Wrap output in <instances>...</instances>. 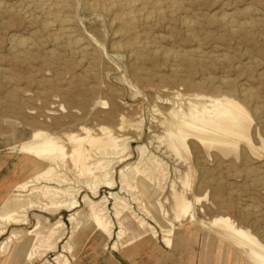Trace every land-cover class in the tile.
I'll return each instance as SVG.
<instances>
[{
    "label": "rangeland",
    "instance_id": "obj_1",
    "mask_svg": "<svg viewBox=\"0 0 264 264\" xmlns=\"http://www.w3.org/2000/svg\"><path fill=\"white\" fill-rule=\"evenodd\" d=\"M0 1L4 5V8H0V213L23 209L24 214L21 215H26L27 218L23 224L10 222L7 231L0 237V244L12 233H17L18 239L16 238L15 243L13 241L11 245L13 249L28 237L26 233L35 227L36 222L40 221L42 227L48 228L61 218L67 226L65 238L54 250L47 253L44 247H41L43 249H39L38 256L30 263L42 264L48 263L49 260L56 264L54 257L62 252L71 234L72 225L68 218L72 213L85 208L84 195L89 194L92 199L98 200L108 195L110 191H119L129 200L133 209L159 231L158 238L148 235L129 246L119 247L118 250L132 248L128 258L133 261L138 259L144 264H202V261H206V264H253L240 252L233 239L222 234L210 222L217 217H228L235 226L250 231L264 243V111L257 116L252 109L254 105H260L264 109V0H180V6L183 7H180L178 16L167 15L157 23L155 21L142 23L139 29L145 31L146 36L149 34L150 39L154 37L155 42L162 47L202 51L203 66L192 70L183 63L178 64L179 69L176 73L179 79L177 77L175 81L169 78L174 75L171 71L173 63L160 58L140 62L142 65L139 70L145 80L138 81L136 78L138 65L135 64L137 62L130 56L128 50L115 46L117 42L126 39L120 40L121 36L115 33L111 15L100 9L89 8L85 5V0H76V5H68L61 13L67 20L64 26L77 36L81 46L87 49L83 54L75 46L72 48L78 52L70 50L71 47L64 41L53 40V30L44 27L47 15L32 2ZM247 8L252 10L251 14L243 15ZM222 13L233 14L240 22L245 19L255 20L252 35L248 36L243 30L237 32L228 30L220 23L219 16ZM239 14L241 19L238 18ZM182 19L195 22L194 37L187 31ZM12 36L27 38L31 44V48L26 49L28 52L26 50H21L22 52L19 50L21 53L11 52L9 42ZM188 77L194 82H203L205 78L210 81L198 89L184 83ZM225 79L229 80L227 84L223 83ZM93 85L98 88L95 93L89 89ZM67 87L70 90H66ZM242 87L253 90L259 103L251 105L241 101L238 89ZM225 95L241 101L248 108L253 121L250 129L253 149L242 139L238 140L237 148L232 150L229 148L231 152L226 146H214L208 151L206 150L208 148L196 139L187 141L189 150H182L181 155L175 153L171 146V149L169 148L168 132L172 115L180 117L181 114H189L195 105L202 107L205 104L210 107L216 97L221 98ZM112 105H116L115 119H109L107 116ZM82 126L89 127L88 129L98 136H103L99 127L107 126L114 131L113 134L121 141L120 143L124 142L127 145L121 155L114 154V150L109 148L99 151L94 148L93 152L91 151L92 159L100 162V165L105 163L104 161L113 162L110 165L114 180L112 189L102 186L98 195H94L84 182L91 177L84 175L80 177L68 157L64 162L59 161L58 165L53 164L55 166L53 167L60 172L61 177L70 179L67 183L71 182L70 185L78 190L77 199L81 205L77 209L73 211L56 207L47 209L50 200L40 190H32L33 186L40 188L42 184H46L44 180L39 181L40 184L33 182L25 188L14 189L16 184L25 181L42 167L37 165L38 159L17 151L20 142L30 138L35 131L42 130L59 136L69 151L71 142L67 135L70 133L85 135ZM140 145L146 146L148 153L158 156L167 163V178L163 180L158 176L153 182L139 179L132 182L133 188L129 191L121 190L120 170L138 161L137 147ZM97 171L96 175L100 174L99 170ZM204 173H207L206 176ZM186 176H189L188 186L182 182L186 181ZM173 190L184 192L188 199H191L195 216L193 222L183 221L179 231L187 234L184 243L188 245L178 244L174 254L162 241V232L156 221L145 213V210L149 209L147 198L152 202L158 199L157 206L162 210V215L176 226H180L181 223L176 219L173 208ZM196 196L203 198L201 197L198 202ZM113 203L114 200L110 199L108 210L115 225L114 230L117 231L119 218L114 214ZM120 221L130 229L129 237L133 232L147 230L139 228L134 215L128 209ZM114 238L108 239L99 230L92 232L91 228L80 230L78 235L70 240L68 244L70 249L64 252L67 264H77L81 259H88L90 253H99L100 244L105 240L104 247L108 248ZM7 256L8 253L2 256L0 264ZM164 260L169 261L165 263ZM3 264L19 262L6 261Z\"/></svg>",
    "mask_w": 264,
    "mask_h": 264
},
{
    "label": "bare ground",
    "instance_id": "obj_2",
    "mask_svg": "<svg viewBox=\"0 0 264 264\" xmlns=\"http://www.w3.org/2000/svg\"><path fill=\"white\" fill-rule=\"evenodd\" d=\"M28 1L32 2V4H34L37 8H40V10H42L47 15V18L44 20V27L48 30H53V34H52L53 40L64 41V43H66L68 47H71L70 50L71 49H73L74 51L78 50L82 54L87 52V49H85V46L84 47L81 46L80 39L77 36H75L67 27L64 26V23L65 21L67 22V20L61 14L62 11L68 5H73V6L76 5L75 3L76 0H28ZM84 3L91 9H100V10L107 12L109 15H111L112 24L115 27V33L118 36H121V38H119L120 40L123 38L126 39L125 41L123 40V42H117L115 46H119V48L123 47L126 50H128L129 52L128 51L127 52L130 53V56L137 62L135 63L133 60V62L136 65H138L137 73H136V78L138 81L145 80V77L142 76L143 73L140 71L141 65H142V64L140 65V62L142 63L143 60L145 61L146 59L155 60L156 58H160L161 60L165 62H169V63L172 62L173 64L171 67V71L174 72V75L169 77L170 80L172 81H175L178 77L177 76L178 74L176 73L178 72L177 70L179 69L177 68L178 64L180 65L183 63L184 66L187 65L186 67H188V69L191 67L192 70L193 69L195 70V68L199 66H203L202 64L204 63L202 62H203L204 57L202 59V55H203L202 51L193 50L197 53L196 54V53H193L192 50H180V49H175L173 47L171 48L162 47L160 46V44L158 45L155 42L156 40L154 39V37L153 39H150V37H148L149 34L146 36V32L139 29L142 23H145V22L150 23V21H155L157 23L160 19L163 20V18H165L164 16H167V15H170L171 17L178 16V14L180 13L179 10L181 7L180 0H85ZM3 6L4 5L0 1V8ZM30 8L31 7H29V9ZM251 11H252L251 9L247 8L243 12V15H248V14L250 15ZM19 12L21 11L19 10ZM241 14H239L240 16H238V18L241 17ZM219 17H220V23L223 24L228 30L233 31V32L243 30L248 36L252 35L251 33L253 31V28L255 27V20L245 19L244 21L240 22L239 20L237 21V17L235 15L228 14V13H224V14L222 13V15H220ZM182 23L184 24L185 28L190 33V35L194 37L195 22L191 20L182 19ZM161 37H163V35ZM9 43H10L11 52L13 51V53H15L14 51L19 52V50L21 51V50H26L28 48H31L30 47L31 44L29 43L28 39L21 37V36L19 37L12 36ZM73 46H75L77 50L72 48ZM26 51L28 52V50ZM32 58L34 57L32 56ZM151 71L153 72V69H151ZM140 72L142 73V75ZM185 72H188V71H185ZM89 73L87 75H89ZM226 80L227 79L223 80V83L227 84L229 80L228 81ZM209 81H208V78H205L203 82L202 81L194 82L188 77V78H185L184 83L189 86H193L195 88L201 89L202 87H204L206 83H209ZM67 88L68 89L66 90H70L69 87ZM60 89H59V93L61 92ZM89 89L93 91V93H95V91L98 88L97 86L93 85ZM238 90L242 98L241 101L247 102L249 104L255 103V102L257 103V100H256L257 95H255L256 93H254L253 90H251L248 87H242ZM61 96H63V94ZM217 98L218 97H216V99L213 100L210 107L206 106L205 104L202 105V107L193 105L194 108L189 112V114H183V115L181 114L180 117H174L172 115L170 117L171 118L170 132H168L169 133L168 139H169V144H170L168 145L169 148L171 146L173 148V151H175V153H177L178 155H181L182 150H186V151L189 150L187 141L190 139H196L200 141L204 147L208 148L206 149L208 151H210L209 148L214 147V146H220V147L226 146L229 152H231L233 148L238 147V140L240 139L246 140L247 143L250 146H252V141L250 137V134H251L250 129H251V125L253 121H252V117L246 105L242 103L241 101H238L232 98V96H228V95L227 96L225 95L224 97H221L218 99ZM67 100L69 101V99ZM69 103H72V102L69 101ZM251 105H254V104H251ZM252 109L257 116L260 115L261 113L263 114V111H264V109L260 105H254ZM115 111H116V105H112V108L107 114L109 119L114 118ZM81 128H83V130L85 131V135H81L82 133L81 134L70 133L67 135L68 140L71 142L70 149L68 148L69 151H67L64 144L60 141L59 136H54L53 134L46 132V131H42V130L35 131L34 134L30 138L20 142L17 145V151L23 153L24 155L32 156L34 159H38L39 162H37V165L42 166V167L38 171L33 172V174L30 177H28L25 181L16 184L14 186V189L25 188L28 186L29 183H33V182L39 183V181L44 180L46 181V184H42L40 188L33 186L32 190L33 189H37L38 191L40 190L41 193L50 200V205H48L47 209H49L50 207L64 208L65 210H68V211H73L77 209L81 205L80 201L77 199L78 190L70 185L71 182L70 184H68L69 183L68 181L70 179L68 178L69 180H67L66 178H63L64 176L61 177L60 172L58 173L57 170L54 168L55 166L53 165V164L58 165L59 161H62V162L66 161L67 159L66 157H68L71 163H73L74 167L79 172L78 174H80V177L81 175L91 177L90 179L88 178L84 182L85 184H87L88 188L94 195H98L100 188L102 186L112 189V187L114 186V180L112 179V174L110 170L111 169L110 165L112 161H104L105 163L103 164L105 165L103 164L100 165V162L92 159L91 151L93 152L94 148L97 149L98 151L106 150L109 148V149L114 150L113 152L114 154H120L121 152H124V150L127 148V145L124 142L120 143L121 141L118 140L116 136H114L113 134L114 131L112 132V130L107 126L99 127V131L102 133L103 136H98V134L95 132H94L95 134L92 133V130L88 129L89 127L85 128L82 126ZM253 148L254 147L252 146L251 149ZM137 149L139 151L138 161L128 164L120 170L119 179L121 183V190L125 189L129 191L131 188H133L132 182L133 181L136 182L137 180L139 181V179L153 182V180L158 178V176L159 178L162 177L163 180L167 178V174H168L167 163H164L163 160L159 158L158 156L148 153V150L146 149V146L144 145L138 146ZM220 149L221 148H219V150ZM228 150L226 151V148H225L226 152H228ZM62 162H60V164ZM97 170H99L100 172V174L98 175H96ZM205 174L207 173H204V175ZM186 177H185L186 181L185 182L182 181V182L184 183L183 185L188 186L189 176H186ZM201 181H205V180H201ZM209 181L211 182L212 180H209ZM52 183H55L56 185L53 186ZM135 187H137V185ZM150 192H153V191H150ZM173 193H174L173 208L175 211L176 219L181 223L180 226H176L172 221L168 220L164 215H162V210L158 209V206H157L159 203L157 201L158 199L155 200L154 198L151 197L152 199H154L153 201L154 203H153L152 201L148 200L147 198L148 196H147L146 198L149 204V209L145 210L146 215L150 216L154 221H156L157 225L160 227L161 232H162V236H161L162 241L165 242L167 248L172 250L171 252L172 254H174L176 246L178 244H182L186 242L187 234L184 235L185 234L184 231H179L181 226H183V221L185 220L188 222H193L195 220V216L193 213L194 206H193V202L191 201V199H188V197L185 195L184 192L179 193V191L178 192L174 191ZM158 195L160 194L158 193ZM154 196H156V198L158 197L157 195H154ZM201 197L196 196V200L199 202L201 200ZM92 198L89 194H85L83 197L85 208L75 213H72L70 217L68 218L72 225L71 234L69 236V239L66 241V244L63 246L62 252L58 253L54 257V261L56 264H67L68 263L64 252L70 249V246L68 245L70 244V240L72 241L74 237L76 236V234L78 235L80 230L85 229V228H91L92 232L99 230L102 234L107 236L108 239H112V237L114 238L115 236L110 246L112 250H118L119 247L123 248L125 246H129V244H132L136 241L138 242V240L148 235H150L152 238L159 237V231L156 229V227L152 225L148 220H146L145 217L140 216V214L136 212L135 209H133V206H131L129 200L125 196L121 195L119 191H110L108 195L102 196L98 200H94ZM110 199L114 200L112 207H113L115 216L119 218V221H118L119 230L117 231L114 230L115 225H114L113 219L109 215L110 211L108 210V204L110 202ZM127 209L130 210V212L134 215V220L138 224L139 228L144 229V230L147 228L145 232L141 231L139 235L129 237L130 236L129 234L131 232L130 229L120 221V218L124 215ZM21 213H23V209H12L5 213H0V237L7 231L6 229L10 222H13L15 224H23L26 222L27 220L26 215H23L24 214L23 213L22 214L23 216H22ZM210 223L211 225L218 228L222 232V234L227 235L231 239H233V241L237 245L240 252L244 253L249 258V260L253 262V264L254 263L264 264V243L256 235H254L250 231H247L241 227L235 226L234 223H232V221L228 217H217L216 219L212 220ZM66 233H67V226H66V223L61 218H59L54 223H52L50 227L48 228L42 227L40 221H38L36 222L35 227L26 233L28 237L26 239L24 238L25 240H23V242L15 246L13 249L11 245H12V242L16 238L18 239L17 233H12L4 241H2L0 244V259L6 253H8V256H7L8 258L6 257L3 263H5L6 261H13V262H19V264H30L32 260L36 258V256H38L39 249L41 247H44V251H46V253L49 250H54L57 247L58 243L63 238H65ZM204 240L205 241L207 240V236L204 238ZM42 249L43 248H41V250ZM42 257L43 256H41V258ZM47 262L48 263L45 262L42 264H54L53 262L49 260H47ZM202 264H206V261L204 262L202 261Z\"/></svg>",
    "mask_w": 264,
    "mask_h": 264
},
{
    "label": "crops",
    "instance_id": "obj_3",
    "mask_svg": "<svg viewBox=\"0 0 264 264\" xmlns=\"http://www.w3.org/2000/svg\"><path fill=\"white\" fill-rule=\"evenodd\" d=\"M140 231L132 233V236L139 235ZM105 241V240H104ZM103 244H100L99 253H90L88 259H81L77 264H144L137 260H132L128 258L129 251L132 248H124L120 250H112L109 246L108 248L104 247ZM167 263L166 260H164Z\"/></svg>",
    "mask_w": 264,
    "mask_h": 264
}]
</instances>
